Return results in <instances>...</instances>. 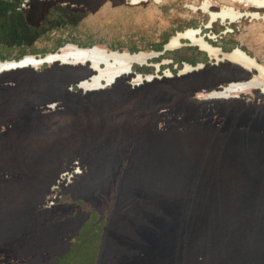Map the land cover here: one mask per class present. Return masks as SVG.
Masks as SVG:
<instances>
[{
  "label": "rangeland",
  "instance_id": "obj_1",
  "mask_svg": "<svg viewBox=\"0 0 264 264\" xmlns=\"http://www.w3.org/2000/svg\"><path fill=\"white\" fill-rule=\"evenodd\" d=\"M3 2L6 59L68 42L157 52L193 27L264 65V20L206 27L208 15L191 8L202 0ZM183 62L202 63L201 73L174 79ZM224 64L185 42L95 92L77 87L82 69L48 72L51 63L0 75V264H264V240L238 239L264 227V208L241 203L264 199V96L202 100L230 81ZM137 73L156 81L139 87ZM66 203L73 213L52 212ZM216 221L230 231L212 232Z\"/></svg>",
  "mask_w": 264,
  "mask_h": 264
},
{
  "label": "flooded vegetation",
  "instance_id": "obj_2",
  "mask_svg": "<svg viewBox=\"0 0 264 264\" xmlns=\"http://www.w3.org/2000/svg\"><path fill=\"white\" fill-rule=\"evenodd\" d=\"M127 1L130 4H140L141 2H145V1H148V0H127ZM155 1L157 2L159 0H155ZM226 1H232V2H234V1H241V2L244 1L246 3H252L249 6L254 8V10L253 11H244L243 12V11H240V10H236L234 7L229 6V5H222L221 7H219V8L214 10V9L211 8L212 7V3H211L210 0H202V2L198 6H192L191 8H192L193 12H195L196 10H201L203 13H206L208 15V21L205 24L206 27H211L214 22H216L217 20H220L221 22L226 24L225 26L227 27V30H230V28L228 27L229 24L238 21L243 16L250 17L251 19H254V20H257V21L264 20V0H256V1L255 0H226ZM4 5H5V3L0 1V6H4ZM253 27H255V26L253 25ZM209 39L210 38L206 39V37H203L201 35V29L200 28L188 27V28H186L184 30L176 31L173 35H171L168 38V40L164 43V45L168 44V43H173L174 46L179 48L180 46L183 45V43L187 42V43L192 44V45L194 43L195 44L196 43H200L202 46H206L209 51H205V50H202V49L201 50L204 51L208 55L209 58L215 59V61L217 63H219V62H226L227 63V64H224V65H220L219 68L224 69L225 71H232L234 69L233 70L234 71L233 74L230 76V81L229 82L247 80L253 74H255L256 71L253 68H251L249 70L247 68H243V67L239 66L236 63H233V62H230V61L224 59L223 58V54H225V53H231V52L242 53V54L254 59L258 64H260V65H262L264 67V65L262 63L258 62L254 57L248 55L241 48L232 47L230 50L225 51L222 48H220L218 46H215L213 43H211L209 41ZM0 47L1 48H6L5 45H3V44H0ZM68 50H71V52H68ZM80 50H84V51L85 50H89V51L93 50V51H97V52H106V53L117 52V53H128V54H137V53H141L142 54V57L140 58L139 63L138 62H133L130 65V67H129L130 71L128 73H122L121 75L116 77L114 82H113V84L114 83L115 84L116 83H120V82L126 84L125 78L130 72H132L133 67H134V65L136 63L144 64L150 58H152L153 56H156L155 54H158V51L156 52V51H143V50H138V51L116 50V49H107L106 47H103V46H100V45H97V44H93V45H90V46H79V45H76L74 43L68 42V43H65L64 45L60 46L59 50H57L55 52H49V53H47V55H54V54L58 55V54H61V51H64L63 55L65 56V59L72 60L69 55L73 54L76 51L79 52ZM23 56L31 57L28 54H24V55L18 57V59H21ZM18 59H15L14 61H17ZM35 59H36V57H35ZM12 60L13 59H6V54L0 52V63L6 62V61H12ZM183 63H187V62H183ZM102 66L103 65H100V67H102ZM61 67H67V68H72V69H82V71H79V72L80 73L84 72L86 74L84 76L80 77L81 78L80 80L87 79L92 74L95 73L94 71H92L90 69L88 61H86L84 64H80V63H77V64H69V63L60 64V62L58 60H55L54 62L51 63L48 72H52L53 70L61 68ZM202 68H203V65L196 71L200 72V69H202ZM209 69L213 70V69H216V68H209ZM34 70H35L34 67H32L31 65H28V66H25V67H22V68H15V69L7 70V71L4 70V71L0 72V75L8 76L9 78L17 76V75L19 76V75H21L22 73H25V72H28L29 74L37 75V73L34 72ZM196 71L188 72L186 74L180 75L179 78H174V79H184V80H186V78H188V79L189 78H194L196 76ZM169 73H171L170 70H169ZM154 81H156L155 78H153L150 82H154ZM162 81H164V79H162ZM144 84H146L145 81H143L142 84L139 85V87L144 86ZM220 85H225V84H223V83L217 84L214 87V89H218ZM107 88H109V87L106 86L103 89L94 90V92L95 91H100V90H105ZM255 91H257L259 93L258 90H255ZM87 92H93V91H87ZM246 92H248V91H246ZM52 102H54V101H52ZM52 102H49V103H52ZM71 209H72L71 206H65V204H64V205H61L60 207L57 206L56 208H54V210L52 212H54V213L58 212L57 214H62L63 215L64 213H69ZM57 214H52V215H57Z\"/></svg>",
  "mask_w": 264,
  "mask_h": 264
},
{
  "label": "bare ground",
  "instance_id": "obj_3",
  "mask_svg": "<svg viewBox=\"0 0 264 264\" xmlns=\"http://www.w3.org/2000/svg\"><path fill=\"white\" fill-rule=\"evenodd\" d=\"M193 45H198L200 49L209 51L206 46H202L200 43H196V44L194 43ZM164 47L166 50H173L178 48L174 46L173 43L165 44ZM63 52L64 51H61V54L58 55L54 54L47 56L54 57L55 60H58L60 62V64H66V63L84 64L86 61H88L90 69L95 72L89 78L80 80L82 81V87H79V89L81 91H83V89H86L85 90L86 92L105 88L106 86L103 88H98V86L104 84L105 81L107 82L111 80L117 74L121 75L122 73H128L130 71L129 69L130 65L133 62L139 63V60L142 57L141 53H137V54L117 53V52L106 53V52H97L93 50L91 51L80 50L79 52L73 51L74 53L69 55L72 60H67L65 59ZM68 52H71V50H68ZM223 58L230 62L236 63L243 68H247L249 70L253 68L256 71V73L253 74L247 80L228 82L230 83V85L228 86L227 90H225L224 92L222 91V88L225 87L228 83L225 85H220L218 89L200 91L204 96L209 95L208 98H203L202 100L229 99L237 96L239 97L240 94L251 90H258L259 93L264 96V67L262 65L258 64L254 59L239 52L225 53L223 54ZM29 61L34 64L36 63L33 57H25L23 62H26L29 65L30 63ZM16 62L17 61L12 60V61H6L0 63V72L4 70L7 71L10 69L18 68L15 67L17 66ZM100 65L103 66L100 67ZM182 65L183 66L180 69L181 72L180 75L186 74L191 71H196L202 66L201 63H198L197 65L182 63ZM53 103L54 102L50 104Z\"/></svg>",
  "mask_w": 264,
  "mask_h": 264
},
{
  "label": "trees",
  "instance_id": "obj_4",
  "mask_svg": "<svg viewBox=\"0 0 264 264\" xmlns=\"http://www.w3.org/2000/svg\"><path fill=\"white\" fill-rule=\"evenodd\" d=\"M0 1H4V0H0ZM4 3V2H3ZM80 81V80H79ZM78 81V82H79ZM145 82H147V81H145ZM98 198V197H97ZM255 199V197H251V196H245L244 197V199H243V202H241L242 204H245L246 205V207L248 208V207H250V206H253V208L252 209H254V210H257L256 208H261L262 207V209L264 208V199L263 200H260L259 202L258 201H255L254 200ZM88 200H90V199H88ZM95 200V199H94ZM95 201H93V200H91L90 201V203H93V204H95L96 205V203H94ZM88 203V202H87ZM229 203H232V201H229ZM259 203H261V204H259ZM233 205V204H232ZM231 205V206H232ZM262 205V206H261ZM65 206H71L72 207V209L70 210V212L68 213V214H71V213H73L74 211H73V208L74 207H76L77 208V206H75L74 204H70V203H66L65 204ZM222 218H224V217H222ZM217 220H219V217H218V219ZM219 221H221V218H220V220ZM264 221V220H263ZM262 222V221H261ZM218 225H219V223H218V221H216V223H215V225H214V228H212L211 230H212V232H216L217 231V233L219 232V231H221V232H223V231H226V229H228L229 230V228H219L218 227ZM207 227V226H206ZM209 230H210V227L208 228ZM230 231V230H229ZM221 232H219V233H221ZM225 235H230L231 233H224ZM236 235V234H235ZM235 238L233 239V240H236L237 238V236H234ZM263 237H264V227H263V225H261L260 227H258V226H256L255 228H254V230H251V231H247L246 233H242L241 234V237H239L238 236V239H243V240H264L263 239Z\"/></svg>",
  "mask_w": 264,
  "mask_h": 264
},
{
  "label": "water",
  "instance_id": "obj_5",
  "mask_svg": "<svg viewBox=\"0 0 264 264\" xmlns=\"http://www.w3.org/2000/svg\"><path fill=\"white\" fill-rule=\"evenodd\" d=\"M166 51V49H165V47L163 46V49H162V51H158V54H156V55H159V54H161V53H164ZM31 57H33V59L36 61V63L34 64V63H32V62H30L29 63V65H31L32 67H34L35 69L39 66V65H42L43 63H52V62H54L55 61V58L54 57H48L47 56V54H45L44 56H41V55H39L38 57H36L35 55H30ZM25 57L26 56H23L21 59H18L17 60V62H16V65L17 66H15V67H24V66H27L28 65V63H26V62H23L24 61V59H25ZM35 57H36V59H35ZM13 60H15V59H13ZM158 68V67H157ZM180 72V71H179ZM181 73V72H180ZM120 74H117V75H115L111 80H109V81H105L104 82V84H102V85H99L98 86V88H103V87H105V86H108V85H110V84H112L113 82H114V80H115V78L117 77V76H119ZM136 76L138 77V82H137V84H139V83H141L143 80H145V81H150V80H152L153 79V76L152 75H145V76H143L142 74H140V73H138V74H136ZM144 77V78H143ZM77 87L79 88V87H82V81H79L77 84ZM230 85V83H228L225 87H223L222 88V91L224 92L225 90H227V88H228V86ZM84 91L86 90V89H83ZM209 97V95H205V96H203V98H208Z\"/></svg>",
  "mask_w": 264,
  "mask_h": 264
}]
</instances>
